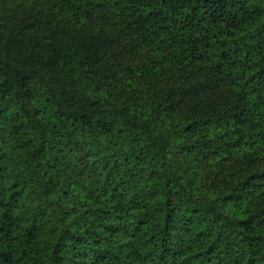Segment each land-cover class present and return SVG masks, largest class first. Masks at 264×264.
Masks as SVG:
<instances>
[{"label": "trees", "instance_id": "16d2710c", "mask_svg": "<svg viewBox=\"0 0 264 264\" xmlns=\"http://www.w3.org/2000/svg\"><path fill=\"white\" fill-rule=\"evenodd\" d=\"M0 264H264V0H0Z\"/></svg>", "mask_w": 264, "mask_h": 264}]
</instances>
